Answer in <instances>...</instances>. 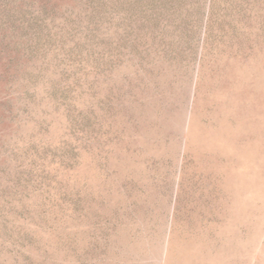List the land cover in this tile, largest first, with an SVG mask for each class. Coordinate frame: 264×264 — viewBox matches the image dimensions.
<instances>
[{
    "label": "rangeland",
    "instance_id": "1",
    "mask_svg": "<svg viewBox=\"0 0 264 264\" xmlns=\"http://www.w3.org/2000/svg\"><path fill=\"white\" fill-rule=\"evenodd\" d=\"M0 264H264V0H0Z\"/></svg>",
    "mask_w": 264,
    "mask_h": 264
}]
</instances>
